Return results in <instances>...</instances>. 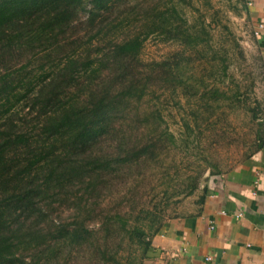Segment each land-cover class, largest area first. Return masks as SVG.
<instances>
[{
  "label": "trees",
  "instance_id": "trees-1",
  "mask_svg": "<svg viewBox=\"0 0 264 264\" xmlns=\"http://www.w3.org/2000/svg\"><path fill=\"white\" fill-rule=\"evenodd\" d=\"M158 1L0 0V264H114L116 242L144 264L168 215L137 177L175 138L137 106L152 86L175 91L187 57L139 54L151 35L184 49L209 36Z\"/></svg>",
  "mask_w": 264,
  "mask_h": 264
},
{
  "label": "rangeland",
  "instance_id": "rangeland-1",
  "mask_svg": "<svg viewBox=\"0 0 264 264\" xmlns=\"http://www.w3.org/2000/svg\"><path fill=\"white\" fill-rule=\"evenodd\" d=\"M170 1L189 25L196 30L204 27L209 36L197 48L184 49L180 43L151 35L139 54L145 63L172 60L178 54L187 57L180 68L183 82L175 91L152 86L137 106L140 111H159L161 128L175 138L169 150L148 163L137 177L144 196L141 201L149 207L153 201L164 207L165 222L194 210L210 176L224 174L256 154L264 125V68L248 42L242 15L246 0H160L159 7ZM211 89L220 91L219 97L222 92L226 95L219 101L200 98ZM144 127V135L155 130L153 122ZM194 179L197 190L183 199ZM113 249L114 264H126L137 255L128 242H116Z\"/></svg>",
  "mask_w": 264,
  "mask_h": 264
},
{
  "label": "crops",
  "instance_id": "crops-1",
  "mask_svg": "<svg viewBox=\"0 0 264 264\" xmlns=\"http://www.w3.org/2000/svg\"><path fill=\"white\" fill-rule=\"evenodd\" d=\"M242 13L264 68V30L253 34L264 24V0H246ZM205 185L203 202L153 237L144 264H264V139L251 158Z\"/></svg>",
  "mask_w": 264,
  "mask_h": 264
},
{
  "label": "built area",
  "instance_id": "built-area-1",
  "mask_svg": "<svg viewBox=\"0 0 264 264\" xmlns=\"http://www.w3.org/2000/svg\"><path fill=\"white\" fill-rule=\"evenodd\" d=\"M264 30V24L263 23H258L256 26V29L254 30L253 34L254 36H259L260 33ZM263 57H264V53H263ZM238 217H240V215H238ZM210 259H207V261Z\"/></svg>",
  "mask_w": 264,
  "mask_h": 264
}]
</instances>
